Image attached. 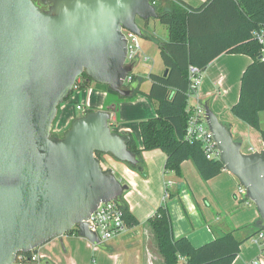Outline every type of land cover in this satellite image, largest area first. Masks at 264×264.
<instances>
[{"label": "water", "instance_id": "95a60500", "mask_svg": "<svg viewBox=\"0 0 264 264\" xmlns=\"http://www.w3.org/2000/svg\"><path fill=\"white\" fill-rule=\"evenodd\" d=\"M0 0V264L17 263L73 228L99 243L89 219L101 202L129 185L96 152L144 167L129 148L130 132L111 128V107L76 116L53 134L59 105L77 78L129 96L124 30L143 35L139 20L158 18L151 0ZM261 58V56H260ZM206 119L225 168L247 188L263 221L264 148L244 152L227 124L205 104Z\"/></svg>", "mask_w": 264, "mask_h": 264}, {"label": "crops", "instance_id": "0c3cea01", "mask_svg": "<svg viewBox=\"0 0 264 264\" xmlns=\"http://www.w3.org/2000/svg\"><path fill=\"white\" fill-rule=\"evenodd\" d=\"M207 1L209 0H161L160 8L168 9L173 3L185 8L199 7ZM159 22V18H151L148 23L139 20L143 30L141 37L145 39V43H142L143 49L132 63L133 74L137 77L134 83L140 87L143 82L148 83L144 91L149 90L151 85L150 72L162 73L165 70L161 46L169 40V32L167 26L165 28L162 26V30L167 31L158 34L156 30H161ZM154 51L157 52L155 55H153ZM156 58L161 60L156 61ZM149 60H152V65H147ZM251 61L249 55L229 52L222 53L211 61L204 73L201 87L202 102L204 106L209 104L220 120L229 126L233 136L242 142V146L243 142L253 140L263 149L264 140L260 132H254L252 126L246 122L242 124L244 121L231 111L232 105L240 95L241 77ZM137 67L139 69L135 71ZM141 68L147 69L145 73L140 72ZM142 94L134 99L122 100L98 89L94 82L89 83L86 88L76 90L73 96L65 101L61 107L60 119L54 122L53 131L62 132L67 129L69 123L78 116L76 113L79 111L76 109L78 103H82L89 111L107 107L109 101H113L117 103L116 111L113 112L110 121L114 130L130 132L142 147L143 139L139 122L144 117L156 116L155 106L154 110H151L153 102L144 93ZM128 105H132L130 111L132 114L131 116L128 114L129 119L125 116ZM262 113L264 111L260 113L261 122ZM131 117L135 119L132 121ZM262 149L251 145L245 152ZM142 154L143 171L111 154H105L102 163L105 168H112L124 183L129 184V189L122 197L139 223L128 226L125 232L99 243H91L78 233L67 232L35 250L40 260L33 262L34 264H159L156 260L157 256L152 254L148 246L146 221L162 205L167 179L173 181L169 187L170 192L174 188L179 196L177 199H170V203H167L174 237L187 236L195 246H200L233 229H238L237 234L244 238L262 228L263 221L254 204L248 205L235 196L239 180L226 168H223L217 176L205 180L192 160H185L182 163L180 174L165 173L166 154L162 150L153 149L143 151ZM150 170H154L153 177L146 179ZM185 199L188 203L184 202ZM257 253V246L248 239L242 244L241 251L233 264H249Z\"/></svg>", "mask_w": 264, "mask_h": 264}, {"label": "trees", "instance_id": "16d2710c", "mask_svg": "<svg viewBox=\"0 0 264 264\" xmlns=\"http://www.w3.org/2000/svg\"><path fill=\"white\" fill-rule=\"evenodd\" d=\"M35 1L44 10L49 7L42 0ZM160 2L156 0L155 3L158 18L169 32V40L161 46L165 70L162 73L150 72L151 85L148 91L144 92L140 85L132 86L137 80L133 72L129 75L131 81H128L127 86L132 90L129 96L112 91L106 84L94 82L86 73L77 78L74 87L82 89L94 82L98 89L122 100L144 93L155 103L156 116L139 122L142 147L134 135L129 134V148L137 155L140 164L143 151L160 149L166 154L165 173L180 174L182 163L192 160L200 175L209 180L225 166L220 159H208L201 142L185 138L189 118L188 67L192 64L206 70L211 61L225 52L249 55L252 61L241 77L240 95L231 111L237 118L257 129L264 140L260 119V113L264 111V59L260 58L263 44L254 35L255 31L264 28V0H209L199 7L187 8L173 3L168 9L160 8ZM82 77L84 81L79 83ZM53 134L56 135L54 131ZM100 153L95 154L101 159ZM131 165L138 169V166ZM119 202L128 226L139 223L123 197ZM146 225L148 246L152 254L157 256L159 264H233L242 244L252 236L239 237L238 229H233L195 246L187 236L174 237L166 204L157 208ZM69 232L78 233V229L73 228ZM34 255L35 250L20 252L17 264L35 262Z\"/></svg>", "mask_w": 264, "mask_h": 264}, {"label": "built area", "instance_id": "2783aa9c", "mask_svg": "<svg viewBox=\"0 0 264 264\" xmlns=\"http://www.w3.org/2000/svg\"><path fill=\"white\" fill-rule=\"evenodd\" d=\"M151 1L153 4L156 3V0ZM124 32L128 39L127 62L132 63L142 51L140 36L126 29ZM254 35L263 44L261 59H264V28L255 31ZM204 73L205 70L199 66L191 64L188 67L189 89L187 91V111L189 118L185 138L189 141L201 142L208 159H220L218 142L214 138V134L207 123L206 110L202 102L201 87L204 80ZM130 79L129 77L128 81ZM76 109L83 114L88 112L82 103H78ZM172 183V180L167 179L165 183L166 195H169V187ZM235 196L242 199L246 204L253 205V201L247 196V188L241 182L237 186ZM89 228L97 233L101 242L110 240L125 232L128 229V224L125 220L124 210L119 199L101 202L89 219ZM250 241L257 246L258 254L251 259L249 264H264V229L260 228V230L251 236ZM33 260L35 262L40 260L36 253Z\"/></svg>", "mask_w": 264, "mask_h": 264}, {"label": "rangeland", "instance_id": "374dc122", "mask_svg": "<svg viewBox=\"0 0 264 264\" xmlns=\"http://www.w3.org/2000/svg\"><path fill=\"white\" fill-rule=\"evenodd\" d=\"M46 10L48 9V7L47 8H45ZM159 24V27L161 28V30H156V32L158 33V34H164L167 30H162V26H163V28H165V26L166 25H164L163 23H161V22H159L158 23ZM149 31H151V32H153L154 30H149ZM168 32V31H167ZM166 35V34H165ZM140 42H141V44L143 43H145V39H143L141 36H140ZM143 49V48H142ZM157 52H155L154 51V54L153 55H155ZM159 61L161 60L160 58L158 59ZM157 60V58H156V61H158ZM153 64V62H152V60H149L148 62H147V65H152ZM147 68V67H146ZM138 67L137 68H135V71H138ZM141 71V73H145V70H147V69H144V68H141L140 69ZM134 71V72H135ZM139 72V73H140ZM81 80V81H80ZM80 82L79 83H82L83 81H84V78L82 77V78H80ZM145 82H143L141 85V87L143 88H141L143 91L144 90H146L147 89V87H148V83L147 84H144ZM93 85V84H92ZM126 85L128 86V81L126 82ZM133 85V87H136L138 84L137 83H133L132 84ZM94 86V85H93ZM74 90H72V92L70 93V95H69V97L67 98V99H65V100H69L72 96H73V94H74V92L76 91V90H78V89H80V87L78 86V87H74L73 88ZM148 91V90H147ZM144 92H146V91H144ZM143 95L142 93H139L138 95ZM111 95H112V93H111ZM138 95H136L135 97H137ZM114 96H116V95H114ZM135 97H132L131 99H134ZM65 100L60 104V107H59V109H58V114H57V116H56V119H55V122L57 121V120H59L60 119V117H61V114H62V110H61V107H62V105L65 103ZM125 100V99H124ZM126 100H129V99H126ZM221 101H222V99H220ZM131 106L132 105H128L127 106V108H126V110H125V116L127 117V119H129L128 118V114H129V116H131V114H132V112H130L131 111ZM154 106H155V103H153V106H152V108H151V110H154L153 108H154ZM149 112V111H148ZM147 112V113H148ZM76 113H77V115L79 116V115H82V112L81 111H76ZM146 113V114H147ZM148 117V116H147ZM132 118V117H131ZM135 118L133 117L131 120L133 121ZM142 119V118H141ZM143 119H145V117L143 118ZM71 123H72V121L69 123V125H68V127H67V129L70 127V125H71ZM242 124H246L245 122H242ZM248 124V123H247ZM249 125V124H248ZM249 126H251V125H249ZM261 127H262V129L264 130V113H262V122H261ZM111 128L112 129H114V126H111ZM253 128V130H254V132H258L257 131V129H255L254 127H252ZM66 129V130H67ZM65 130V131H66ZM65 131H62V132H55L56 133V135L57 136H62L63 134H64V132ZM234 137V136H233ZM235 138V137H234ZM261 142V141H260ZM251 145H253L254 147H259L260 149H262L261 148V145L260 146H258V144L255 142V141H253V140H247V141H245V142H243V146H242V150L245 152V151H247L248 150V148H249V146H251ZM153 172H154V170H150L149 172H148V176H147V178L146 179H152V177H153ZM146 172H144V174H145ZM117 176V175H116ZM237 179H238V177H237ZM239 180V179H238ZM240 182V181H239ZM129 185V184H128ZM174 192H175V190H174V188H172L171 189V192H170V190H169V195H166V193H165V190H164V194H163V198H162V204H166L167 205V203H170V199H177L179 196L176 194V192H175V194H174ZM171 193V194H170ZM183 197H185V198H187L185 195H183ZM179 202H180V200H178ZM184 202H186V203H188L187 202V200L185 199V201ZM253 204H254V202H253ZM254 206H255V204H254ZM256 207V206H255ZM187 208H189L188 207V205H187ZM255 251H256V249H255ZM258 254V253H257ZM15 264H17V263H15ZM29 264H32V263H29ZM34 264V263H33Z\"/></svg>", "mask_w": 264, "mask_h": 264}, {"label": "flooded vegetation", "instance_id": "af4514ba", "mask_svg": "<svg viewBox=\"0 0 264 264\" xmlns=\"http://www.w3.org/2000/svg\"><path fill=\"white\" fill-rule=\"evenodd\" d=\"M112 104H114L113 103V101L111 102V101H109V103L107 104V107H111L112 106ZM101 154V159H103L104 160V154L103 153H100ZM104 161H102V163H103Z\"/></svg>", "mask_w": 264, "mask_h": 264}]
</instances>
